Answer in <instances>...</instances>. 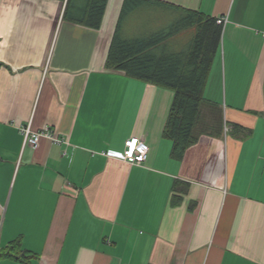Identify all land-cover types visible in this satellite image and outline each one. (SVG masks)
Wrapping results in <instances>:
<instances>
[{
	"label": "crops",
	"instance_id": "0c3cea01",
	"mask_svg": "<svg viewBox=\"0 0 264 264\" xmlns=\"http://www.w3.org/2000/svg\"><path fill=\"white\" fill-rule=\"evenodd\" d=\"M125 1L91 28L86 0L65 15L66 0H0V248L18 239L31 264H264V0H128L122 17ZM149 7L225 20L203 92L222 129L196 131L180 160L163 137L173 91L105 69L117 26L148 35ZM27 126L68 144L32 149ZM131 137L142 165L106 156Z\"/></svg>",
	"mask_w": 264,
	"mask_h": 264
},
{
	"label": "trees",
	"instance_id": "16d2710c",
	"mask_svg": "<svg viewBox=\"0 0 264 264\" xmlns=\"http://www.w3.org/2000/svg\"><path fill=\"white\" fill-rule=\"evenodd\" d=\"M86 1L80 21L88 27L98 28L107 0ZM69 2L66 0L64 15ZM129 3L128 0L124 2L122 17L136 6L133 4L132 7ZM166 9L173 19L165 29L147 36L125 39L117 26L108 49L105 69L173 91L174 99L163 137L172 141L171 156L180 160L185 150L195 143L196 131L214 134L215 130L222 129L221 109L203 98L209 71L220 47L222 27L216 19L196 12ZM190 31L192 33L184 44L178 45L173 40L179 33ZM230 132L239 138L250 134V130L236 125L230 128ZM36 259L35 254L23 249L18 239L0 248V261L31 264Z\"/></svg>",
	"mask_w": 264,
	"mask_h": 264
},
{
	"label": "built area",
	"instance_id": "2783aa9c",
	"mask_svg": "<svg viewBox=\"0 0 264 264\" xmlns=\"http://www.w3.org/2000/svg\"><path fill=\"white\" fill-rule=\"evenodd\" d=\"M224 22L225 20L223 18L217 20L218 25H222ZM19 130L23 135L24 144H27L32 149L37 148L41 138L50 140L53 144H68L63 138L55 137L53 131L47 126L39 131H32L29 126L24 128L20 127ZM106 156L119 159L130 165H142L147 158V148L139 138L131 137L124 142L123 153L106 152Z\"/></svg>",
	"mask_w": 264,
	"mask_h": 264
},
{
	"label": "rangeland",
	"instance_id": "374dc122",
	"mask_svg": "<svg viewBox=\"0 0 264 264\" xmlns=\"http://www.w3.org/2000/svg\"><path fill=\"white\" fill-rule=\"evenodd\" d=\"M142 13H145L143 15H140V16H144V17H147L148 19L146 21L144 20H139V21H135V23L137 22L136 25H138V28H140L141 26L144 28V27H147L149 23L152 24V28L150 30H148V33H155L159 30H162V29H165L168 25V21L170 22L173 17L170 15L171 12H167L165 11L164 9L162 10L159 9V8H156V7H149L147 9H143L142 10ZM131 16L125 20V24H132L133 21L135 20L136 18V15L135 14H130ZM139 16V15H137ZM150 19V20H149ZM170 19V20H169ZM134 24V26H136ZM134 26H132L134 28ZM149 27V26H148ZM124 36L127 37V35L124 33ZM129 37H134V36H129Z\"/></svg>",
	"mask_w": 264,
	"mask_h": 264
}]
</instances>
